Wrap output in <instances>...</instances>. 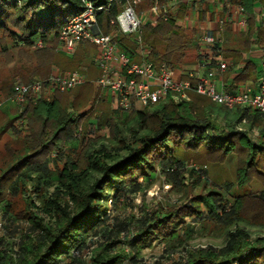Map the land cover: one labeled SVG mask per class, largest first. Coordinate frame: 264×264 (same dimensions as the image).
I'll list each match as a JSON object with an SVG mask.
<instances>
[{
  "label": "trees",
  "instance_id": "obj_1",
  "mask_svg": "<svg viewBox=\"0 0 264 264\" xmlns=\"http://www.w3.org/2000/svg\"><path fill=\"white\" fill-rule=\"evenodd\" d=\"M89 1L95 5L109 4L97 16L102 30L108 33L112 28L109 20L118 13L119 2L123 0ZM223 1L242 7L248 24L246 32L239 33L225 22L223 43H217L212 50L230 56L232 65L239 66L237 82L249 78L256 82L260 75L255 63L252 65L243 55L252 42L264 45V19L255 11L256 4L264 8V0ZM199 3L202 4V0ZM178 4L176 14L161 18L155 24H142L138 32L148 47L151 61L188 67L184 64H196L201 55L192 38L196 29L186 30L190 31L188 34L177 24L178 18L186 16L188 8L181 0ZM82 8L83 0H0V37L5 35L17 45L30 46L37 39L45 44L38 49L45 68L32 70L20 77L19 83L45 80L51 65L61 70H79L87 77L85 83L72 89L54 90L50 99L42 95L35 102L28 100L22 106L15 105L12 113L0 110V140L8 134L4 153L0 154V204L10 220L23 219L31 224L30 232L21 234L13 242L7 234L0 235V264H119L123 261L139 264L138 244L151 234L168 235L186 216L221 225L226 229V241L219 249L207 246L187 250L184 260L170 264H264V237L250 240V233L239 226L229 229L243 220L242 215H247L246 207L251 212L253 203L247 204L248 199L253 202L254 197V201L264 206V187L254 196L230 198L224 189L220 190V182H214L218 188L210 187L205 193L186 200L182 208L146 209L136 220L135 233L126 241L132 251L125 253L123 248H116L120 242L117 236L129 226L118 224L117 228L108 223L110 217L102 203L106 187L114 188L110 202L120 204L129 194L141 191L143 185L138 178L148 176L155 169L171 184L181 185L185 172L196 181L207 183L208 166L223 164L231 155L235 156L236 164L234 175L227 183L250 186L253 172L262 175L257 157L264 152V113L246 107L226 109L194 92L189 93V101L169 94L165 102L127 112L135 128L132 129L134 138L125 143V122L121 120L124 111L112 104L113 101H107L105 90L96 84L99 73L92 61L81 65L94 47L80 43L72 55L56 50L61 26ZM199 10V17L203 19L207 5L200 6ZM214 14L224 17L210 11V20L215 19ZM118 40L127 50L136 48L135 40L120 36ZM189 49L194 50L193 58L187 54ZM13 85L14 82L6 84L3 91L6 98L12 94ZM83 109L87 110L82 112ZM212 111L232 122L226 125L228 128L221 129L209 118ZM103 112L110 114L105 123L109 136L96 147L99 135L90 118L92 114ZM238 125H244L245 129H235ZM254 125L258 127L256 140L249 134L253 133ZM78 128L82 138L75 142L74 133ZM114 141H117V149L126 152L108 161L110 156L105 146ZM185 162L195 166H186ZM12 170L17 171L13 179L7 176ZM92 171L98 175L91 179ZM51 187L53 190L44 208L50 220L44 221L29 194H43ZM25 191L28 198L24 201ZM0 229L4 230L2 222ZM182 230L189 239L191 228L185 225ZM98 234L104 239L95 246L89 239Z\"/></svg>",
  "mask_w": 264,
  "mask_h": 264
},
{
  "label": "rangeland",
  "instance_id": "obj_2",
  "mask_svg": "<svg viewBox=\"0 0 264 264\" xmlns=\"http://www.w3.org/2000/svg\"><path fill=\"white\" fill-rule=\"evenodd\" d=\"M199 1L200 0H197V5L191 4L188 6L187 10H185L187 13L186 16L177 19V24L181 28H184L185 32H187L188 34H190V31L186 30H190L192 28L196 29L195 33L192 35V38L196 43L198 42V37L206 30L208 25L207 22H209V18L204 16L205 18L200 19L199 22L195 23L196 15L195 13L193 14L192 10H195V8H200V6L202 8V4H200ZM181 2L184 3V0H181ZM186 4L188 5L189 3ZM155 5L158 6L159 12L158 17L155 21L152 22V24H155L157 20L161 18H167L170 14H176L179 8L178 0H169L168 3L163 4L158 0H141L135 6L136 13L143 20L141 25L150 21V18L153 15L151 10ZM187 19L189 20V23ZM224 24L225 22L222 25L224 26ZM120 37H124L125 39H128L132 42L134 40L133 35H120ZM140 43V45L143 46L144 49L148 52L147 45H145L142 41ZM31 45H17L12 39L5 35L0 37V102H2V104L0 105V110H8L10 113H12L16 108L15 105L9 102L8 98L4 96L3 91L6 84H13V82H18V79L20 77L27 76L30 72H32V70H42L45 68L41 61V51H39L38 49H34ZM140 45L136 43L135 49H137V47H139ZM3 47L5 49H3ZM94 52V48H91L89 50L86 60L83 62V64H81L82 66L86 64L87 60L91 61V57ZM193 52V49L187 50L189 58H193ZM254 60L257 64L259 63V60L257 58H255ZM133 61H141V57L137 54L136 56H134ZM184 65H188V67L191 66V64ZM55 68L60 69L55 65H51L48 68V70H50V74L53 72V70H55ZM95 68L99 73L100 71L98 67L95 66ZM188 93L193 92L189 91ZM87 109H83L82 112ZM121 114V120L122 122H125L123 138L125 143H128L134 138L132 135V129L135 128V125L134 121L131 120L130 115L128 116L127 112H121ZM212 114L208 115L209 118L215 120V122L221 129L228 128L226 127V125L232 123L227 118L225 119L224 116L222 117V115L216 116L215 111H212ZM11 115L12 114H10V116ZM109 116L110 115L106 112L91 115L90 122L93 124V128H95L97 135H99L96 147L102 141L105 142L106 138L109 136V132L105 128V123ZM235 129H245V126L238 125L235 127ZM81 138L82 133L77 136L74 141H80ZM7 140L8 135L4 134V136L0 140V154L4 153V145ZM116 146L117 141H114L111 145L105 146V152L110 156L108 161L118 159L125 154V149H117ZM257 162L258 168L262 172V175L257 176L256 172H253V179L250 186L244 187H237L234 184L227 183L228 180L232 179V176L234 175L236 164V158L234 155L229 156V158L223 164H210L208 166V179L205 178V182L207 183H204V180L196 181L194 179V176H191L188 172H185L181 179V185L171 184L160 173V171H158V169H155L154 171H151L148 176L138 178V181L142 182V190L134 194H129V196L125 198L120 204H114L110 202V198L112 196L114 188L112 186L106 187L102 203L106 206L107 213L110 217L108 223L115 224L117 228L119 227L118 224L129 226L128 230L121 231L117 236L120 242L117 244L116 248H123V251L125 253L132 251L130 245L126 243V241L135 233V228L137 225L136 220L144 214V211L146 209L156 208V206H160L165 210L182 208V204L186 200H190L196 195L205 193L209 190L210 187L217 186L218 188V185H216L215 183L219 182L222 184V187L220 186V190L224 189L225 193L228 194L230 198L239 196H244L247 198L251 195L254 196L255 192L261 190L262 187H264V152H262L261 156L257 157ZM185 163L186 166H195V164H192L191 162ZM16 172L17 171L14 172V170H12L7 176H11V178L13 179ZM97 175V172L92 171L91 179ZM52 190L53 189L51 187L46 193L43 194L29 192V196H31L32 200L31 202H34L36 206V212L44 218V221L50 220V217H47L44 208L45 206L47 207L49 195ZM27 193V191L23 193L24 201L28 198ZM246 203H253L251 212L248 211L246 207L247 211L245 210V212L247 213V215H242L243 220L232 224L231 226H229V229H234L235 226H239L243 230H246L250 233V240H255L258 237H264V223H260L264 222V206H261L258 201H254V197L253 202H250V200L248 199ZM29 208H31L30 205ZM252 217L254 220L252 219ZM0 222L4 224V230L0 229V235H2L3 233L7 234L10 242H13V240L18 238L21 234L30 232L31 230V224L28 220H10L8 215L2 209L1 204ZM185 225L189 226L192 230L191 237L189 239L186 238V235L182 230V226ZM111 235H114L113 232ZM226 236V229H224L221 225L210 222L207 219H193L190 216H186L184 220L174 228V231L169 232L168 235H161L156 233L151 234L150 236L143 239L142 242L138 244L136 256L139 264H170L173 261L184 260L187 256V250H195L198 248H205L207 246H213L219 249L224 246ZM103 239L104 237L102 236V234H98L90 237L89 241L96 246L101 241H103ZM119 264L131 263H129L128 261H123Z\"/></svg>",
  "mask_w": 264,
  "mask_h": 264
},
{
  "label": "built area",
  "instance_id": "obj_3",
  "mask_svg": "<svg viewBox=\"0 0 264 264\" xmlns=\"http://www.w3.org/2000/svg\"><path fill=\"white\" fill-rule=\"evenodd\" d=\"M140 1H120L118 13L109 20L112 28L105 33L97 16L106 10L109 4L95 5L89 0H83V8L61 26L56 49L66 55H72L80 43L92 45L95 52L91 61L100 71L95 82L109 93L113 104L124 112L165 102L169 94L176 95L182 101H189L188 92L192 91L207 96L211 102L226 109L246 107L264 113V74L256 89L247 85L235 91H225L218 89L215 82V71H224L228 66V60L221 51L212 50L220 41L219 33L215 31H221L224 22H229L236 31L245 30L248 18L242 7L221 2L219 6L224 17L214 20L216 29L212 24H208L206 30L198 37L201 55L199 61L194 66L173 67L166 62L151 61L148 52L140 45L138 30L143 20L135 11V6ZM196 1L184 0V3ZM255 11L261 13L260 8H255ZM151 12L153 15L148 22L152 23L158 17V6L155 5ZM120 35H133L140 46L134 51L127 50L118 40ZM31 46L40 49L45 44L41 39H37ZM137 54L141 61H133ZM86 80V75L79 70L55 68L45 80L14 83L8 101L22 106L28 100L37 101L42 95L50 99L54 90L63 92L85 83ZM80 133L81 129L78 128L74 134L79 136Z\"/></svg>",
  "mask_w": 264,
  "mask_h": 264
},
{
  "label": "crops",
  "instance_id": "obj_4",
  "mask_svg": "<svg viewBox=\"0 0 264 264\" xmlns=\"http://www.w3.org/2000/svg\"><path fill=\"white\" fill-rule=\"evenodd\" d=\"M221 2H224L223 0H202V7H204L205 5H207L208 10L206 11L205 15L206 17H210L209 13L210 11H213L214 13L216 12V14H223V12H221L220 10V4ZM197 5V3H189V5ZM255 8H260L261 9V13L260 16L262 19H264V8L260 7L259 4H256ZM199 8H195V10H192L193 14L195 13L196 17H195V23L200 21V17H199ZM205 18V17H204ZM214 18L217 19V15L214 14ZM215 19L211 20V23L207 22V24H212V27L214 29H216V21H214ZM222 32V34H221ZM223 32H224V26L222 27L221 31H215V33H219V45H222L223 43ZM239 33H245L246 31H237ZM253 40V37H252ZM224 56V55H223ZM225 59L228 60V68H226L224 71H221L219 69H217L215 71V82L217 85L218 89L221 90H225V91H235L238 90L241 87L244 86H252L254 89H256L258 87V83L260 81V78L262 76V74H264V45H258L256 43H253L250 45V49L247 53H245L243 55V58L247 59L248 61L251 62V64L253 65V62L255 63V70L257 72H259V79L254 82L252 80V78L247 79L245 81L242 82H237L236 81V77L239 75L240 73V68L237 65H232L233 64V60L230 56L225 57ZM255 58H257L259 60V63L257 64L256 61L254 60ZM195 64L191 65L194 66ZM106 95V99L107 101L112 103V97L109 95V93L106 91L105 92ZM113 104V103H112ZM107 114H109L108 112H106ZM110 115V114H109ZM258 130L257 125L253 126V133L249 132L250 136L252 138L255 139V132ZM7 134V133H6ZM5 134V135H6ZM8 135V134H7ZM4 136V135H3ZM256 140V139H255Z\"/></svg>",
  "mask_w": 264,
  "mask_h": 264
}]
</instances>
